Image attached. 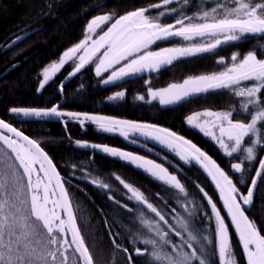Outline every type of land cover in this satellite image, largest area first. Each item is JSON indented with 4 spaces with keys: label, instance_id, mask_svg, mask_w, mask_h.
Wrapping results in <instances>:
<instances>
[{
    "label": "snow or ice",
    "instance_id": "1",
    "mask_svg": "<svg viewBox=\"0 0 264 264\" xmlns=\"http://www.w3.org/2000/svg\"><path fill=\"white\" fill-rule=\"evenodd\" d=\"M175 2L162 0V5L154 4L151 9L140 7L127 11L115 18L107 31L93 39L92 34L102 23L114 18V14L96 16L87 23L84 38L64 51L58 63L43 70L37 91L43 90L74 58L76 62L69 79L94 63L97 77L110 73L102 80L108 85L138 73L156 72L181 58L212 53L222 44L241 41L246 36H264V0L217 2L210 10L205 7L192 16L181 12L174 23L166 25L160 22L161 17L171 13L160 12L155 18L147 14L152 9ZM184 2L188 7L192 6L189 0ZM172 12H177V9H172ZM171 37H180L184 41L194 38L207 40L182 47L151 50L157 42ZM18 42L13 40L9 47ZM231 61L230 66L218 73L189 77L182 83H172L158 90L149 86L147 95L151 100L158 99L160 105H173L210 90H230L234 97L239 98V114L247 116V121L234 119L237 114L235 110L204 111L187 119L190 125L195 121L194 126L205 136L211 137L225 156L242 153L239 161L230 167L233 173H243L245 163L256 160L258 150H264V58H258L255 51H248L239 59L238 54L234 53ZM217 62L224 63L222 58ZM63 88L64 83L61 82L58 90L62 91ZM124 96L125 91H118L109 99H122ZM136 99L144 100L145 97L138 95ZM11 113L33 118L67 116L82 125L85 121L94 123L104 132H118L126 139L130 134H139L169 149L185 164L194 161L218 190L246 264H264V234L246 215V206H250L254 200L257 182L264 177V157L259 159L255 174L244 193L214 159L196 144L167 128L87 113L61 112L58 105L46 108L14 107ZM246 141L248 146H245ZM76 143L80 147H88L86 143ZM0 145V264H94L93 255L77 227L70 194L56 166L40 144L0 119ZM102 151L142 169L155 181L186 194L185 185L178 176L170 173L161 163L110 146H104ZM117 179L130 193L127 199L134 202V207L127 204L120 206L131 214L130 226L125 225V229L136 255H147L150 264H211L206 259V248L212 240L194 227L191 211L188 217L174 216L173 223L164 207L150 202L144 191L120 177ZM95 183L101 188L109 187L100 180ZM245 183L240 181V184ZM197 187L206 198L215 219L217 264H238L229 225L213 199L202 187ZM172 234L180 238L179 242L172 239ZM69 236L71 239H68ZM113 245L128 252L127 248L115 244V237ZM128 259L132 261L131 253Z\"/></svg>",
    "mask_w": 264,
    "mask_h": 264
},
{
    "label": "trees",
    "instance_id": "2",
    "mask_svg": "<svg viewBox=\"0 0 264 264\" xmlns=\"http://www.w3.org/2000/svg\"><path fill=\"white\" fill-rule=\"evenodd\" d=\"M189 2L191 7L186 6L184 0H177L160 9H152L147 14L155 18L160 12L171 13L161 17L160 22L173 23L181 12L192 16L199 9L207 7L210 10L217 2L226 0ZM161 3L162 0H0V119L39 143L53 161L70 194L77 227L93 255L94 264H150L147 255L135 254L128 239L125 225L130 226L131 214L120 205L134 207V202L127 199L130 193L123 188L117 177L144 191L150 202L164 207L173 223L174 216L188 217L191 211L194 227L212 240L206 248V259L211 264H217L215 219L197 185L202 187L217 204L229 225L238 264H246L242 247L219 192L199 165L194 162L182 163L171 155L168 156L175 164L157 158L137 144L117 134L98 130L92 124L82 125L69 119L21 118L10 112L14 107L46 108L58 105L59 110L95 113L167 128L196 144L227 171L241 191L246 193V185L250 184L259 159L264 157V150H258L256 160L245 163L243 173H233L230 166L239 161L242 153L234 154L233 157L225 156L213 140L186 123L187 116L200 110H235L237 114L234 119L247 121V116L239 114V98L234 97L230 90H210L173 105H160L158 100L149 99L147 91L149 86L158 90L172 83L179 84L189 77L223 71L226 66L231 65L234 53L238 54L239 59L248 51H255L258 58H264V36H246L241 41L222 44L212 53L181 58L156 72L138 73L108 85L102 82L105 75H95L93 63L69 79L74 64L68 62L43 90L37 91L42 69L82 39L85 26L93 17L114 14V18L110 20L112 22L127 11ZM172 9H177V12H172ZM20 37L25 38L20 40ZM13 40L19 42L9 47ZM206 40L207 38H195L184 41L180 37H171L157 42L152 48L182 47ZM221 58L224 63L217 62ZM61 82L64 83L62 91L58 90ZM121 90L125 91L122 101H106L108 96ZM138 95H143L145 99L137 100ZM74 140L109 145L155 158L178 176L185 185L186 194L155 181L130 163L92 149L74 146ZM245 146H248V141ZM97 180L109 187H99L95 183ZM241 180L246 183L240 184ZM116 201L120 203L117 204ZM246 215L264 234V177L257 182L254 200L250 206H246ZM113 237L115 244L127 248L128 252L117 249L113 245ZM172 239L179 242L180 238L172 234ZM129 253L132 254L131 262L128 259Z\"/></svg>",
    "mask_w": 264,
    "mask_h": 264
},
{
    "label": "rangeland",
    "instance_id": "3",
    "mask_svg": "<svg viewBox=\"0 0 264 264\" xmlns=\"http://www.w3.org/2000/svg\"><path fill=\"white\" fill-rule=\"evenodd\" d=\"M177 1V0H176ZM161 5H162V3H161ZM162 7H164V6H162ZM147 8H149V9H151L152 8V6H150V7H147ZM100 15H105V14H100ZM97 16H99V15H97ZM96 17V16H95ZM95 17H93V18H95ZM92 18V19H93ZM91 19V20H92ZM115 21V20H114ZM114 21H112V22H110V21H108V22H104V23H102V25H101V27L100 28H98L97 29V32L96 33H93L92 34V37H93V39H95V38H98V36L99 35H102L103 34V32L104 31H107V28L108 27H110L111 26V24L112 23H114ZM174 23V22H173ZM166 24H170V23H165V25ZM87 25V24H86ZM85 29H86V26H85ZM84 34H85V30H84ZM84 38V35H83V37H82V39ZM183 39V38H182ZM195 39V38H194ZM79 43V42H78ZM77 44V43H76ZM73 47V46H72ZM153 47V46H152ZM67 50V49H66ZM65 50V51H66ZM151 50H153V51H158L159 49H157V50H155V49H153V48H151ZM63 54V53H62ZM61 54V55H62ZM80 54H82V53H80ZM60 58V57H59ZM59 58L56 60V61H53V62H51V63H49L47 66H45L43 69H42V71H41V78H42V74H43V70L45 69V68H48L51 64H53V63H58L59 62ZM69 62H72L73 64H75V62H76V59L74 58L72 61H69ZM93 65H94V69H95V64L93 63ZM94 73H95V71H94ZM108 74H110V73H104V74H102V75H105L104 76V78H106L107 77V75ZM50 75H51V73H50ZM103 78V79H104ZM182 83V82H181ZM121 91H123V90H121ZM115 94V93H114ZM114 94H112V95H110V96H113ZM110 96H108L107 98H106V101H108V102H119V101H122L123 100V98L122 99H116V100H110L109 99V97ZM149 99L151 100V98L149 97ZM158 100V99H157ZM159 101V100H158ZM61 112H75V111H65V110H60ZM204 111H212V110H200V111H197V112H194V113H192V114H190L189 116H192V115H194V114H196V113H203ZM10 112H11V110H10ZM78 113H83V112H78ZM87 114H89V115H97V116H106V115H101V114H95V113H87ZM14 115H16V116H19V117H21V118H33V117H24V116H22V115H19V114H14ZM189 116H187L186 117V123L190 126V127H192V128H194V129H196V130H198V131H200V129L199 128H197V127H195L194 126V124H195V121L193 122V124H189L188 123V117ZM106 117H111V116H106ZM112 118H115V119H120V120H128V119H121V118H116V117H112ZM46 119H56V120H64V119H69V120H74V119H71V118H69V117H67V116H63V117H60V118H57V117H47ZM201 119H204L203 117H201ZM75 121H77V120H75ZM128 121H131V120H128ZM77 122H79V121H77ZM134 122H136V121H134ZM80 123V122H79ZM138 123H140V122H138ZM81 124V123H80ZM84 124H92V125H94L98 130H101V129H99L98 128V126L96 125V124H94V123H91V122H89V121H85V123ZM159 128H161V127H159ZM101 131H103V130H101ZM202 134H204L202 131H200ZM113 134H117V135H119V136H121L118 132H112ZM217 134H218V132H217ZM121 137H123V136H121ZM207 137H209V136H207ZM124 139H126L125 137H123ZM211 140H213L211 137H209ZM126 140H128V141H130L131 143H134V144H137L138 146H140L142 149H144L146 152H148V153H150V154H152V155H154V156H156L157 158H160V159H163V160H165V157L167 158L165 161H168V162H171V163H173V164H175V162L172 160V158H170L168 155H171L172 157H175L176 159H178L179 160V157H177V156H175V154L173 153V152H171L169 149H167V148H165V147H163L162 145H160L158 142H156V141H153V140H151V139H145L143 136H140L139 134H135V133H133V134H130L129 135V137L126 139ZM77 141H80V142H82V143H86L87 145H88V147H80V146H78L77 145ZM214 141V140H213ZM215 142V141H214ZM73 144H74V146H77V147H80V148H84V149H92V150H95V151H97V152H100V153H102V154H105V155H108V156H111L110 154H107V153H104L103 151H102V148L104 147V146H109V145H104V144H98V143H92V142H87V141H81V140H74L73 141ZM215 144L218 146V144L215 142ZM91 145H99L100 147L99 148H93V147H91ZM110 147H113V146H110ZM219 147V146H218ZM114 148H117V147H114ZM117 149H119V150H122V151H127V150H124V149H121V148H117ZM220 149V148H219ZM221 150V149H220ZM222 151V150H221ZM127 152H131V153H133V154H135V155H140V156H143V157H145V158H147V159H152L153 161H155V162H157V163H160V162H158L155 158H152V157H149V156H146V155H143V154H140V153H136V152H132V151H127ZM223 152V151H222ZM112 157V156H111ZM114 158H117V159H119V160H121L120 158H118V157H114ZM180 161V160H179ZM125 162V161H124ZM182 163H184L183 161H181ZM194 162V161H193ZM128 163V162H127ZM195 163V162H194ZM162 164V163H161ZM132 165V164H131ZM163 165V164H162ZM134 166V165H133ZM163 166H165V165H163ZM135 167V166H134ZM166 167V166H165ZM140 170H142V169H140ZM143 171V170H142ZM144 172V171H143ZM170 172V171H169ZM170 173H172V172H170ZM147 174V173H146ZM173 174V173H172Z\"/></svg>",
    "mask_w": 264,
    "mask_h": 264
},
{
    "label": "water",
    "instance_id": "4",
    "mask_svg": "<svg viewBox=\"0 0 264 264\" xmlns=\"http://www.w3.org/2000/svg\"><path fill=\"white\" fill-rule=\"evenodd\" d=\"M19 131V130H18ZM46 153V152H45ZM49 157V156H48Z\"/></svg>",
    "mask_w": 264,
    "mask_h": 264
}]
</instances>
